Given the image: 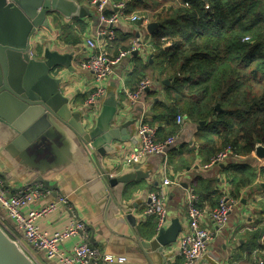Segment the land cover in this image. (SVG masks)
<instances>
[{"label":"crops","instance_id":"crops-1","mask_svg":"<svg viewBox=\"0 0 264 264\" xmlns=\"http://www.w3.org/2000/svg\"><path fill=\"white\" fill-rule=\"evenodd\" d=\"M77 1L87 10V15L67 19L59 13L55 14L49 19L51 30L41 27L31 40L30 56L43 61L46 53L73 55L70 67L57 66L52 71L53 77L62 79L63 93L73 112L88 111L86 114H89V118L85 115L87 120L84 123L93 129L103 104L98 107L87 106L97 85L92 73L82 69L81 64L91 55L93 49L89 47L88 41L98 38L101 24L97 8L92 4L94 0ZM120 1L129 2L132 6L133 0ZM137 1L139 3H135L128 15L139 17L137 13L141 12L146 18L140 17L142 20L136 23L123 21L114 27L109 26L108 29H112L115 34L114 39H101L103 44H108L106 49L112 58H116L121 51H132L114 68L106 87L107 98L114 93L120 103L117 124L135 121L128 129L133 141L114 142L112 151L103 157L96 149L94 153L111 178L137 172L148 176L121 183L107 193V186L98 173L91 151L82 145L71 128L52 118L50 126L38 121L27 126L24 133L17 131V134L10 132L6 122L0 119V178L9 195L33 185L41 177L50 185L57 186L50 196L25 207V213L56 203L59 196L67 197L72 211L68 206L58 204L54 212L36 221V225L49 235L64 229L77 218L86 224L91 246L115 257H124V264H166L173 256L171 252H175L176 243L164 247L162 251L146 247V243H151L158 235L157 220L145 216L149 194L159 192L164 195L170 219H180L183 233L188 226V198L191 191L199 206L214 208L219 196L230 197L232 193V165L246 163L257 171L263 166V161L254 155L252 158L230 159L206 168L211 157L207 150L208 142L204 139L206 131L199 129L198 122L183 116L184 125L180 126L177 141L168 148L166 156L151 155L138 165L125 167L126 152L133 151L139 144L137 128L140 119L144 117L156 130L164 128L168 109L176 105L174 96L181 97L183 101L193 98L185 89L176 92L170 75L159 71L152 37L159 28V22L152 19L149 13L160 11L164 6L179 0ZM110 9L107 14L111 13ZM153 24H158V28L151 31ZM136 70L152 78L153 85L140 102L132 106L125 90H135L138 84L134 80ZM165 81H169V85L164 84ZM33 131L37 138L26 145ZM166 178L176 184L164 187ZM263 184L264 181L260 179L240 191L237 204L222 230H217L206 218L203 226L214 236L208 247L210 259L201 264H258L264 259V251H259L264 246ZM0 215L16 232L14 223L1 208ZM82 241L81 237L74 238L63 249H72ZM38 258L42 264H57L48 261L43 253H38ZM170 264H185V261L177 258Z\"/></svg>","mask_w":264,"mask_h":264},{"label":"trees","instance_id":"trees-1","mask_svg":"<svg viewBox=\"0 0 264 264\" xmlns=\"http://www.w3.org/2000/svg\"><path fill=\"white\" fill-rule=\"evenodd\" d=\"M263 1L179 0L149 13L159 22L152 35L159 71L170 75L176 92L185 89L193 96L189 101L174 96L176 105L162 116L166 126L157 129V142L178 134L180 115L199 125L207 123L201 130L206 131L210 160L228 147L244 159L254 156L258 143L264 146ZM135 3L139 1L133 0L132 6L128 2L127 13ZM246 37L251 41L244 42ZM145 79V72L135 71L134 91ZM232 175L230 198L236 200L242 189L264 181V161L257 171L246 163L234 164Z\"/></svg>","mask_w":264,"mask_h":264},{"label":"water","instance_id":"water-1","mask_svg":"<svg viewBox=\"0 0 264 264\" xmlns=\"http://www.w3.org/2000/svg\"><path fill=\"white\" fill-rule=\"evenodd\" d=\"M57 13L67 19L83 18L87 10L77 0H0V119L6 122L9 131L14 134L24 133L27 126L38 121L50 126L52 118L67 125L82 145L91 151L98 173L107 186V193H110L111 189L121 183L148 176L137 172L111 178L94 153L96 149L103 157L112 151L114 142L133 141L128 129L135 121L117 124L120 103L111 93L103 102L95 127L89 129L84 123L88 111L73 112L69 108V100L64 96L62 79L53 77L52 71L57 66L70 67L73 55L46 53L43 61L32 59L31 40L41 27L51 30L49 19ZM157 28L158 24H153L150 30ZM164 84L169 85V81ZM216 109L221 110L220 105ZM205 124L201 122L199 129ZM36 138L37 134L33 131L26 145H30ZM254 155L264 161V146L261 143L256 146ZM36 185L43 187L40 190L57 189V186L50 185L42 177L32 186ZM182 230L180 219L174 218L151 243H146V247L162 251L164 247L177 243ZM0 264H35L1 226Z\"/></svg>","mask_w":264,"mask_h":264},{"label":"built area","instance_id":"built-area-1","mask_svg":"<svg viewBox=\"0 0 264 264\" xmlns=\"http://www.w3.org/2000/svg\"><path fill=\"white\" fill-rule=\"evenodd\" d=\"M10 1L8 0V2ZM92 4L97 8L101 28L97 33L98 38L94 41H88V45L93 51L82 62L81 67L92 73L97 85L94 94L87 102V106L98 107L103 104L108 96L106 82L113 74L114 68L123 58L132 53V51H121L116 58H112L106 49L108 44H103L101 39L102 37H108L109 40L114 39L115 34L112 29H108L109 26L114 27L123 21L136 23L142 19L137 16L128 15L127 3L125 1L94 0ZM108 8H111L110 14H107ZM250 41V37L244 39V42ZM152 85L153 81L145 79L140 83L136 91L128 92L125 90L130 104L134 106L139 103L144 93ZM86 116L89 118V114H86ZM85 120L87 119L85 118ZM184 122L185 117L179 115L177 117V124L182 126ZM156 131V128L151 127L144 117L140 119L137 128L139 144L133 151L126 152L123 163L125 167L130 168L138 165L151 155L166 156L168 148L176 143L177 135L168 138L164 142H157ZM230 159L238 160L239 156L235 154L232 148L228 147L223 152L214 156L209 164L206 165V168L223 164ZM113 175H117V173ZM175 184L176 182L168 178L163 181L164 187ZM41 188L43 189L42 186H26L15 194L9 195L4 182L0 178V208L14 223L16 232L1 218L0 226L35 264H42L38 258V253H43L48 261H54L57 264H124L126 262L124 257H115L91 246L86 224L80 219L74 218L67 227L55 232L53 235L42 231L36 225V221L54 212L58 204L68 206V199L67 197L59 196L56 203H49L39 209H32L25 213L23 211L25 207L51 195V190H40ZM190 193L187 210L188 226L183 233H180L175 252H171L173 256L170 257L169 262L166 264H170L173 259L177 258H183L185 264L207 262L210 259L208 247L209 243L213 240L214 233L203 226L206 218L210 220L217 230H222L237 204L236 200L231 199L229 196H223L216 208L212 210L208 208L202 209L197 206L196 196L192 194V191ZM163 196L159 192L150 193L148 196L149 204L145 210V216L154 217L157 220V233L165 229L171 220ZM16 233L23 235V240L18 238ZM77 237L83 239L80 244L75 245L69 250L63 249L68 241ZM258 264H264V259Z\"/></svg>","mask_w":264,"mask_h":264},{"label":"rangeland","instance_id":"rangeland-1","mask_svg":"<svg viewBox=\"0 0 264 264\" xmlns=\"http://www.w3.org/2000/svg\"><path fill=\"white\" fill-rule=\"evenodd\" d=\"M143 14H144V13L141 14V12H140V13H137V15H138L139 17H143V18H144L145 16H143ZM150 14H151V13H150ZM145 18H146V17H145ZM147 79H149L150 81H152V78H150V77H148ZM0 218H1L4 222H6V221H5V218L2 217V215H0ZM16 234L18 235V238H20L21 240H23V239H22L23 237H21V235H19L18 233H16Z\"/></svg>","mask_w":264,"mask_h":264}]
</instances>
